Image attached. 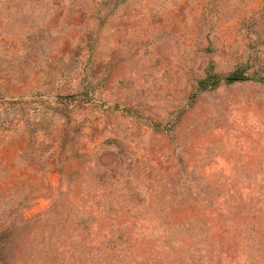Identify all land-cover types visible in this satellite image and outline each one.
<instances>
[{
	"label": "rangeland",
	"instance_id": "obj_1",
	"mask_svg": "<svg viewBox=\"0 0 264 264\" xmlns=\"http://www.w3.org/2000/svg\"><path fill=\"white\" fill-rule=\"evenodd\" d=\"M0 264H264V0H0Z\"/></svg>",
	"mask_w": 264,
	"mask_h": 264
},
{
	"label": "trees",
	"instance_id": "obj_2",
	"mask_svg": "<svg viewBox=\"0 0 264 264\" xmlns=\"http://www.w3.org/2000/svg\"><path fill=\"white\" fill-rule=\"evenodd\" d=\"M245 80L242 71H235L224 78L226 83Z\"/></svg>",
	"mask_w": 264,
	"mask_h": 264
}]
</instances>
